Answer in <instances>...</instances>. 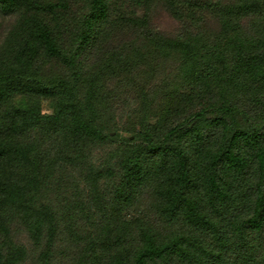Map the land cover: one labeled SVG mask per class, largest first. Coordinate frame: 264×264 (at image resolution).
<instances>
[{"label":"trees","instance_id":"1","mask_svg":"<svg viewBox=\"0 0 264 264\" xmlns=\"http://www.w3.org/2000/svg\"><path fill=\"white\" fill-rule=\"evenodd\" d=\"M0 264H264V0H0Z\"/></svg>","mask_w":264,"mask_h":264},{"label":"rangeland","instance_id":"2","mask_svg":"<svg viewBox=\"0 0 264 264\" xmlns=\"http://www.w3.org/2000/svg\"><path fill=\"white\" fill-rule=\"evenodd\" d=\"M42 111H44V112H51L52 109L49 107V105L43 104L42 105ZM112 134H113V137L116 138V139L117 138H121V137H127V136H129V134L124 133L122 131H114V132H112Z\"/></svg>","mask_w":264,"mask_h":264}]
</instances>
